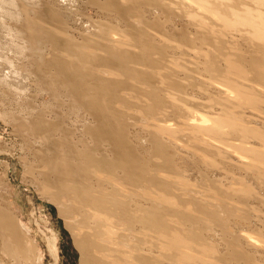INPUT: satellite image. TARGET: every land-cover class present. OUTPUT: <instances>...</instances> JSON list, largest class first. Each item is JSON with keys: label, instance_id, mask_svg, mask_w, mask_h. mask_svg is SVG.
Returning a JSON list of instances; mask_svg holds the SVG:
<instances>
[{"label": "rangeland", "instance_id": "374dc122", "mask_svg": "<svg viewBox=\"0 0 264 264\" xmlns=\"http://www.w3.org/2000/svg\"><path fill=\"white\" fill-rule=\"evenodd\" d=\"M50 1L53 0H29L33 7L22 13L19 23H14L15 28L26 32V40L29 44L28 50L34 57V62L38 61L40 55L45 58V63L41 65L40 71L36 72L37 70H35V73L33 72L34 74L31 75L29 80L31 90L24 100H27L28 107L33 110H38L43 102H53V106L49 108V117L46 118L48 120L47 126L43 124V127H39L36 118L31 119L33 129L36 130V136H46L49 141L44 144L34 143L33 133L31 135L32 129L26 128L25 119L20 114V109H26L27 106H18L9 96V93L0 88V187L3 186L0 188L2 196V198L0 197V213H2V209L7 212L5 207L8 202L14 204L13 208L22 220L23 226L33 234L36 243L42 248V259L37 264H81V251L76 247L65 220L60 217L58 207L49 200L42 198L40 191L42 186L62 191L68 184L74 185L77 183L78 180L75 178L77 169L79 170L78 173L84 177L80 162L90 158L94 153H97V158L107 160L113 154L112 144L116 143L113 139H117L112 130L114 129L118 133L123 132L124 125L115 120L109 113L102 112L101 108L94 107L87 126L93 125L96 130L93 133L94 136L92 135V142L89 146H85L86 156H83L82 151L85 143L77 137V132H81L83 129L82 127H73L70 120L66 118V110L71 105L65 98L64 92L59 90L54 93L46 87L42 88L46 79L55 78L58 85H61L64 81L73 83L80 92H84V97L89 94L94 96L95 91H98L101 98L110 99L109 97L115 94L116 84L109 83L120 80L104 72L105 68L111 66L117 69L126 65L119 59L107 56L104 50L105 47L116 40V35L121 36L119 39L129 42L130 33L128 34V32L131 30V32H134L133 43H135V46L132 45L129 61L133 62V67L139 72L138 82L144 83L143 85L136 84V87L138 85L137 90H139L141 96L145 95L147 104L151 106H156L159 102L161 105L164 103L162 108H166L171 112V117L160 115L161 118L167 119V121L166 119L162 120L165 125H175V127L182 129L181 126L184 125L185 127L184 122L189 116H192L189 119H199V117L194 116L196 113H193L198 110L207 113L209 119L232 118L238 124L244 122L248 127H256L258 130L263 129L264 131V103L257 109L239 103L241 99L239 98V100L238 96H235L234 93H228L215 80L217 78L215 73L210 74L205 71L204 63L207 60H214L222 76H232L233 79H237L235 74L226 70L225 58L227 56L225 53L196 34V31H198L196 22L185 16L188 13L179 10L178 12L173 11L164 6L162 0H158V2L153 0H129L126 3L124 1L121 3V0H76L75 4L70 2L68 8L64 9L68 13L55 12L56 9L58 11L62 6L65 7L64 0H54L59 2H56V9L53 4L48 3ZM185 2L188 4L190 0H185ZM193 9L199 13L195 8ZM237 15L239 18L264 19V5L251 3L244 9L239 6ZM25 17L34 24L33 30H28L26 27ZM8 24L12 23L9 22ZM245 29L246 27L238 26L234 33L227 32V35L230 34L223 38V48L235 47L236 51L241 52L242 58L240 61L250 70V66L252 67L258 59L257 54L252 52L258 46L253 48L251 38L246 37L243 39L241 37L240 32ZM138 31L142 33L141 39L138 38ZM0 34H2L1 31ZM32 34L34 35L32 36ZM164 36L167 37L164 38ZM151 38L154 40L152 41ZM168 38L181 47L170 46ZM229 40L233 42L237 40L235 46H231ZM190 42H193V44ZM235 50L230 49V51L226 50L225 52H235ZM207 54L211 56L209 57ZM94 59L100 61L101 65L98 64L101 68L99 73L103 78L87 73L88 62H95ZM173 59L179 60L178 62L185 61L191 67L197 61L201 64L198 69L196 67L195 71H191L192 73L177 74V77L174 75L173 78L170 77L172 85L169 84V77H152L146 71L147 69L161 70L162 72L170 71V67L174 64ZM32 63L27 62L28 65H32ZM167 75L169 76V74ZM251 76L252 74L249 71L248 78ZM178 78H180V81ZM104 80H107L108 84H105ZM255 81L259 84L263 83L260 79H255ZM120 83L122 82L120 81ZM105 85H109L108 93L103 87ZM245 85L251 86L252 83L245 82ZM220 88L221 90H219ZM41 89H44V91L41 92ZM128 92L130 91L124 89L120 94ZM262 94L264 95V93ZM172 104L176 107L174 108ZM86 106V108L92 107L88 103H86ZM112 106L119 108L118 103L113 102ZM10 109L13 115H16L12 120H10V117L7 119L4 116L6 111ZM185 110H188V112ZM130 112L132 119L128 121V126L130 125L128 131L133 142L129 144V149L133 150L132 146L137 144V146L140 144L141 147L146 149L139 158L141 168L144 170L146 166L150 168V164L157 162L156 158H151L153 153L149 143L150 135L147 134L148 129L153 128L151 126L153 124L145 119L148 116L147 113L141 112L140 114L137 109ZM240 116L243 118H240ZM93 120L95 121L91 123ZM173 120H176L178 124ZM178 138V140H181L179 145L174 143H172L174 146L168 145V152L172 154L176 169L165 172L167 175L170 173L171 176H180L190 181H188L189 184L181 187V197L186 199L191 193H194L200 199L207 201L204 198L205 193L208 194L211 190L208 188L209 184L206 180L210 179L209 183L215 185V189L222 191L224 194V203H226L224 205L229 206V209L231 208L233 211L230 216L225 212L222 213L224 218L228 217V220L223 221V225L214 219L210 221L204 215L198 217L194 212L195 210L194 213L187 211L190 214H188L189 219L187 215L181 214L182 219H178L180 223L178 231L181 236H189L198 243H211L217 249L216 258H208L196 250L190 252L198 261L195 264H243V261L237 257L240 254H236L237 256L232 255L233 252L240 253L243 251L239 246L238 248L234 247L230 242H237L243 246L242 249L254 257L255 263L253 264H264V179H261L257 173L245 168L244 163L247 160L245 162L244 160L246 158L237 156L231 148H229L230 152L225 151L226 156L228 155L227 158L211 152L210 154L208 152L204 157L197 153L194 147L189 148L187 146L185 137L179 136ZM236 143H240L237 136L226 137L228 147L231 145L236 146ZM251 143L252 147L260 149V143L256 141H251ZM188 152L190 153L188 154ZM63 156L68 158L67 166L61 168L59 172H54L51 162ZM207 157L214 160L213 166H206L207 163L202 162ZM106 163H109V161L107 160ZM36 178L41 179V182ZM240 179L244 186L246 184L251 186L249 188L254 190L255 197L251 196L252 198H249V196L235 193L241 188L238 184L241 182ZM135 183L133 181L132 185ZM5 188L7 190L10 188V190L7 192ZM249 188L245 187V189ZM2 191L6 194H3ZM215 197L217 198L219 195H215ZM5 198L8 199H6L7 202L4 201ZM227 206L226 208H228ZM1 234L0 232V238ZM1 243L0 240V245ZM52 251L56 252L57 258L55 255L53 258ZM199 260L202 262H199ZM176 262H178L177 259H169L165 264ZM1 263L16 264V261L4 256L0 251Z\"/></svg>", "mask_w": 264, "mask_h": 264}, {"label": "bare ground", "instance_id": "6f19581e", "mask_svg": "<svg viewBox=\"0 0 264 264\" xmlns=\"http://www.w3.org/2000/svg\"><path fill=\"white\" fill-rule=\"evenodd\" d=\"M58 1L53 0L48 3L50 5L53 4L55 6L53 7L56 9V2ZM75 1L64 0L63 2L66 3L65 7L62 6L63 9L61 8L58 11L56 9L55 12L68 13L64 9L68 8L67 6L70 2H74L75 4ZM122 1L126 3L129 0H121V3ZM153 1L158 2V0ZM191 1L192 4L190 5ZM190 2L186 4L185 0H162L163 5L167 8L176 12L179 10L180 12L188 13L185 16L196 22L198 29L196 34L202 37L204 41L211 42L216 49L222 50L225 53L227 56L225 58L226 70L235 74L237 79H233L232 76H222L214 60H207L204 63L205 71L210 74L215 73L217 76L215 80L228 93H234L235 96H238V99H241H239V103L249 105L255 109L259 108L264 103V95L262 94L264 93V19L260 18L257 20L254 17L239 18L237 8L240 6V8L244 9L251 3L264 5V0H190ZM32 7L29 0H0V31L2 33L0 34V88L6 90L18 106H27L26 109H20L21 113L18 112L23 115L25 124H27V126L24 124L26 128L32 129L31 135L33 133V138H35L34 143L44 144L49 141V138L42 135L36 136L32 120L36 118L35 120L38 121L37 126L39 127H43V124L47 126L48 120L46 118L49 117V108L53 106V102H43L38 107V110H33L28 107L27 100L24 99L31 90L29 85L31 75L35 73V70H37L36 72L40 71L41 65L45 63V58L43 55H40L38 56V61L35 63L34 57L28 50L29 44L26 40V32L14 27V23L20 22L22 13L30 10ZM193 8L199 11V13L194 11ZM9 22L13 25L8 24ZM24 23L28 30H33L34 24L27 17H25ZM238 26L246 27L245 30H241V37L243 39L246 37L251 38V46L253 48L258 46L252 51L254 54H257L258 59L252 67L250 66V70L240 61L242 58L241 52L236 51L235 47L230 48L231 50H235V52L228 53L225 51H230V49L223 48V38L230 33H234ZM129 29L131 28L129 27ZM227 32L230 33L227 35ZM129 33V42L119 39L120 35H114L116 40L111 45L105 47L104 50L107 56L119 59L126 65L117 69L111 66H106L108 68H105L104 72L122 82L109 83L116 84L115 94L110 96V99L101 98L98 91H95L94 96L89 94L87 97H84V92H80L73 83L64 81L61 85H58L57 79L52 77L45 80L42 88L46 87L54 93L62 90L65 98H67L68 103L71 105L66 110V118L70 120L73 127L77 126L76 128L82 127L83 129L81 132H77V137L85 143L83 151L80 150L83 156H86L85 146H89L92 142V135L96 130L93 125L87 126L94 107L101 108L102 112L109 113L115 120L123 123L124 130L119 133L114 129L112 130L117 139H113L116 143L112 144L113 154L107 158L109 163H106L107 160L105 159L97 158V153H94L90 158H86L80 162L84 177L78 173L79 170L77 169L75 173V178L78 180L77 183L74 185L68 184L62 191L42 186L40 195L58 207L60 217L65 220L76 247L81 251V264H165L169 259H177L178 262L174 264H195L198 261L190 252L196 250L203 256L210 258L215 257L217 249L211 243H198L189 236H181L178 231V226L180 225L178 219H182L181 214L188 216L189 212L187 211H192L198 217L199 215H204L210 221L214 219L219 224H222L225 219L228 220V217L224 218L222 213L225 212L230 216L233 211L231 208L229 209V206L224 205L226 204L224 203V194L222 191L215 189V185L209 183L210 179V181L206 180L209 184L208 188L211 190L208 194L205 193L204 198L207 201L200 199L194 193H191L186 199L181 197V187L189 184V180L176 175L171 176L170 173H168L170 176L166 174L165 171L176 169L172 154L168 152V145L172 146V143L179 145L181 140H178V137L183 136V138L187 139V146L189 148L194 147L195 151L204 157L208 152L209 154L211 152L223 158H227L228 155L226 156L225 151L230 152L229 148H231L232 152L237 156L246 158L244 160V162L247 160L244 163V166L246 165L245 168L253 171V173H257L261 179H264V131L263 129L258 130L256 127H248L244 122L238 124L232 118L209 119L207 113L205 114L198 110L193 112L196 113L195 115L193 113L192 115L197 116L196 118L199 117V119H189V116L184 122L185 127L181 124L183 126H181L182 129L175 127V125H165V123H162V120L166 118H161L160 115L171 117V112L166 108H162L164 103L161 105L159 102L156 106L147 104L145 95L141 96L139 90H137L138 85L136 87V84L143 85L144 83L138 82L139 72L133 67V62L129 61L132 45L135 46V43H133L135 38L134 32L130 30ZM137 35L138 38H142L140 31H138ZM166 37L164 36V38ZM151 40L153 41L154 39L151 38ZM229 41L231 46H235L237 40L235 42ZM168 42L170 46L181 47L179 44L173 43L169 38ZM190 43L193 44V42ZM207 55L211 56L210 54ZM26 61L33 63L32 65H28ZM94 61L97 63L88 62L87 73L101 76L99 73L101 70L99 66L101 65L100 61L98 62L95 59ZM173 61L174 68L171 66L170 71L162 72L161 70L152 69H147L146 71L152 77H169V84L172 85L170 77L173 78V75L177 77V74L192 73L191 71H195L196 67L198 69L201 64L195 60L197 61L194 62L196 64L191 67L188 63L189 67L185 61L178 62L179 60L175 59ZM249 71L252 74L250 78H248ZM178 79L180 81V78ZM255 79H260L263 83L259 84ZM103 82L108 84L107 80ZM245 82H250L252 85H245ZM103 87L108 93L109 85ZM124 89L130 92L120 94ZM42 91L44 89H41ZM113 102L119 104L118 109L112 106ZM86 103L92 107L86 108ZM172 106L176 107L173 104ZM135 109L140 114L141 112L147 113L148 116L145 119L150 121V124H153L151 125L153 128H149L147 131V134L150 135L149 143L151 145V152L153 153L151 154V158H156L157 161L150 164L151 169L148 166L144 170L141 168L139 158L145 152V148L141 147L140 144L137 146L138 144L136 143V146H132L133 150L129 149V144H132L133 141L129 135L128 127L130 125L128 126V121L132 119L130 111ZM10 110L6 111L4 116L7 119L10 117V120H12L16 115H13L12 110ZM185 111L188 112V110ZM94 121H91V123ZM173 121L177 122L176 120ZM231 135L237 136V140L240 143H236V146L231 145L228 147L226 145V137ZM100 140L105 141L106 139ZM251 141L260 143V149L252 147L250 145L252 144ZM202 162L207 163L206 166L214 165V160L210 157L205 158ZM67 164L68 158L63 156L60 159L53 160L51 167L54 172H59ZM178 167L180 166L178 165ZM36 179L41 182V179ZM133 181L136 183L132 185ZM240 181L238 184L241 188L235 191V193L246 197L249 196V198H252L251 196L255 197L254 190L249 188L251 186L247 184L244 186L241 179ZM176 184L177 186L175 187ZM245 187L249 189H245ZM215 195H219V197L216 198ZM0 197L2 198L1 194ZM6 199L4 200L5 202L8 200ZM13 205L8 202L5 207V209L7 208V212H4L2 209V213H0V232L2 233L0 251L4 256L16 261V264H37L42 259V248L36 243L33 234L23 226L22 220L14 210ZM222 207L223 209H221ZM230 243L234 247L238 248L239 246L241 251H243L240 253L233 252V256L240 254L241 257L236 256L243 261V264L255 263L254 257L242 249L244 248L243 246L237 242ZM52 254L53 258L54 255L57 258L56 252L52 251ZM199 262L202 261L199 260Z\"/></svg>", "mask_w": 264, "mask_h": 264}]
</instances>
